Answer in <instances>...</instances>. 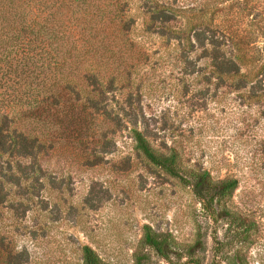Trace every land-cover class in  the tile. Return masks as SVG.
I'll return each mask as SVG.
<instances>
[{
  "label": "rangeland",
  "instance_id": "1",
  "mask_svg": "<svg viewBox=\"0 0 264 264\" xmlns=\"http://www.w3.org/2000/svg\"><path fill=\"white\" fill-rule=\"evenodd\" d=\"M236 1L218 11L215 0H128L138 19L134 47L145 55L132 85L110 95L119 106L130 94L155 148H177L186 165L213 179L236 178V189L206 210L191 186L135 150L127 130L114 135L107 152L54 148L40 159V180H25L23 195L11 194L0 208V264L24 249L28 264H82L84 245L113 264H134L137 254L147 256L144 264H168L142 244L146 225L181 246L195 244L202 264H264V70L247 68L264 60V34L249 33L250 26L264 27V0L249 11ZM153 2L168 7L178 24L199 16L211 28L239 23L233 49L245 76L220 78L201 44L182 43L183 52L177 41L163 44L140 30L142 4ZM187 260L173 257L172 264Z\"/></svg>",
  "mask_w": 264,
  "mask_h": 264
},
{
  "label": "trees",
  "instance_id": "2",
  "mask_svg": "<svg viewBox=\"0 0 264 264\" xmlns=\"http://www.w3.org/2000/svg\"><path fill=\"white\" fill-rule=\"evenodd\" d=\"M253 1L244 0L243 9L249 11ZM235 3L215 0V7L220 11L237 7ZM142 6L140 30L163 44L177 41L183 52L182 43L201 44L220 78L245 76L244 61L233 49L239 23H214L211 28L199 16L200 21L178 24L168 7L154 2ZM137 22L128 0H0V208L11 194L23 195L25 180H40V159L54 148L107 152L121 129L127 130L140 155L191 186L206 210L236 189V178L213 179L209 171L186 165L177 148H155L130 94L123 105L112 104L110 95L132 85L133 71L145 55L134 47ZM263 30L250 26L249 33L259 36ZM247 66L260 73L264 60L252 59ZM228 215L245 225L236 213ZM141 242L168 264L183 255L188 258L185 264H202L195 244L181 246L171 233L146 225ZM146 258L137 254L134 264H144ZM28 259L24 249L9 252L2 264H28ZM82 264L113 263L84 245Z\"/></svg>",
  "mask_w": 264,
  "mask_h": 264
}]
</instances>
